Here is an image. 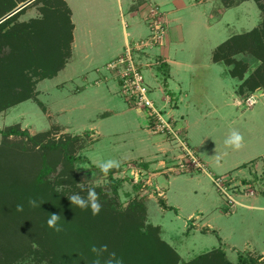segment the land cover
Returning a JSON list of instances; mask_svg holds the SVG:
<instances>
[{
  "label": "rangeland",
  "instance_id": "1",
  "mask_svg": "<svg viewBox=\"0 0 264 264\" xmlns=\"http://www.w3.org/2000/svg\"><path fill=\"white\" fill-rule=\"evenodd\" d=\"M23 1L0 0V20ZM57 1L33 2L13 21L0 24L1 91L17 99L30 92L34 97L0 112V185L33 182L48 155L55 167L51 179L64 181L60 191L86 196L81 186L95 187L100 199L113 198L117 209L143 204L146 224L159 228L160 239L172 249L164 256L173 260L172 252L177 254V264H191L219 249L233 264L242 253L264 257V88L252 94L258 102L251 108L243 105L247 99L240 93L262 61L239 53L241 45L231 50L233 66L214 61L217 49L229 40L263 28L264 0H66L74 14L79 48L64 70L69 48L59 50L63 38L59 44L52 38L58 23L55 27L42 23L48 33L43 40L37 30L31 40L25 35L26 28L29 35L35 25L40 29L36 20L50 4L62 12ZM159 22L167 33L164 46H146L136 57L156 108L175 125L177 137L155 133L154 119L125 100L115 73L107 69L110 60L125 52L126 38L132 46L147 42ZM9 26L13 40L3 34ZM140 26L143 37L138 36ZM62 27L65 36L68 28ZM21 34L24 37L16 43ZM85 40L94 44L91 54L100 57L90 64L83 55ZM42 51L36 60L35 52ZM169 55L178 64L168 65ZM45 60L59 64L56 78L40 80L43 71L35 72L36 63ZM11 127L27 131L39 144L28 138H4L1 131ZM232 130L244 137L238 151L224 144ZM51 143L68 152L44 148ZM185 149L202 169H196ZM66 152L80 160L73 168ZM107 159L120 161L113 169L114 180L122 181L117 191L109 173L105 176L96 167V162ZM213 178L230 180L234 197L245 205L228 207ZM160 199L174 210L163 209ZM11 207L0 192V220L7 227L0 228V258L6 248L19 251L12 256L23 254L11 264H49L36 251V226L10 220ZM203 228L208 233H202ZM197 264L222 261L214 255Z\"/></svg>",
  "mask_w": 264,
  "mask_h": 264
},
{
  "label": "trees",
  "instance_id": "2",
  "mask_svg": "<svg viewBox=\"0 0 264 264\" xmlns=\"http://www.w3.org/2000/svg\"><path fill=\"white\" fill-rule=\"evenodd\" d=\"M26 1L28 0H25L22 3H25ZM38 1L40 0H37L36 2ZM57 2L62 5L59 6L62 8V12H59L58 8L56 9V12L55 10H52V5L50 4L48 6L49 10L43 14V18L38 21L36 20V22L40 23V29L38 28V25H35V28H32V31L34 29L32 35H29V29L26 28L25 35L28 41L31 40V38H34L38 31L41 35V40H43L42 35L47 33V29L43 30L44 28L42 23L48 21L51 24V27H55L54 24L58 23L59 28L55 27V30L52 28L54 30H52L54 32L52 34V38L55 40L54 43L56 44H59V40L63 38L62 45H58L59 50L63 51L67 46H69L72 40V12L64 0H59ZM27 8L6 20L1 25H4L9 21H13V19L18 17ZM63 9H65V11H63ZM59 20H61V23H64L61 24ZM11 25L12 24H10V26ZM63 25L66 29L68 28L69 32L65 36L61 35ZM10 26L3 34L6 38L12 39L8 36L12 33ZM263 34L264 26L260 30L256 29L248 34L235 36V38L229 40L227 43L218 48L214 54L215 63H222L223 60L227 66L231 67L234 63V60L232 59L234 53L231 50L234 49V46L241 45V51L238 50L239 53H251L258 60L262 61V65L257 69L255 75L248 80L249 82L244 84L246 86L241 88V96L246 99L251 97V95L259 89L264 88ZM23 37V34L19 35L16 43L20 42ZM1 42L0 37V47ZM63 45L64 48L61 49V46L63 47ZM43 51L37 53L35 52L36 60H39L38 58ZM51 57H48L47 59H51ZM14 60L15 59H13V61ZM49 63L50 60H48V62L45 60L40 63H36L34 66L36 67V73L38 72L37 69H41L43 71L40 80L53 79L57 76L58 71L61 69L57 62H53L52 65H49ZM2 64L3 66L7 65L6 62ZM233 72L231 71L232 75L235 74ZM21 73L23 74L24 72L21 70ZM1 89L0 85V112L8 110L21 102L27 101L28 99L34 98L33 93L30 92L29 95L26 94L24 97L17 99V96L11 97L3 94ZM29 89L30 91L32 90L31 87L26 90ZM245 89L248 90L247 93H245ZM1 133L6 139L13 136L28 138L33 143L39 144L36 138L32 137L27 131L20 130L18 127H11L7 130L1 131ZM44 148L57 151H61L62 148L66 149L65 146L55 143L46 144ZM66 151L68 152L67 149ZM67 152L65 153V157L70 161V168H73L74 164L80 160L78 158H74ZM50 163L51 161H49L47 155V157L43 159L37 178L29 184L5 183L0 185V192L10 199L12 205L10 211L7 213V217H9L10 220L16 218V221L20 224L25 222L23 224H26V226L33 224L36 226L37 235L34 237L35 239L33 242L35 247H37L36 251L42 257L43 262L47 261L49 264H93L97 257L90 249L93 245L100 246L103 244H107L109 251H114L117 257L122 259L123 264H177L179 262V256L173 252V260H169L164 256L167 249L170 251H172V249L160 239L159 228L146 224V207L143 204L135 202L126 209H117L113 198L110 199L109 197H103L100 199V202L103 205L102 211L99 215L93 216L90 210H81L78 207L71 205L68 200L70 192L68 190H59L61 183L64 181H62L61 178H59L60 181L58 182H54L51 179V175L55 167L51 166ZM115 172V170L110 171L109 178L113 182L114 189L117 191L121 187L122 181L114 180L113 173ZM69 175L71 174H68V176ZM73 176H76V174L73 173L70 177L72 178ZM137 189H140V186ZM29 198L36 199L40 204V207H29ZM159 203L165 210H174L169 207L163 199H160ZM19 204L24 206L23 212L17 211V205ZM51 213L60 214L61 219L59 223L63 226L64 231L57 233L47 226L46 221ZM4 220L6 219L4 218ZM4 226L6 227L4 221L0 220V228H4ZM4 230L6 231L5 228ZM202 233L206 234L208 233V230L203 229ZM27 249L28 245H26L24 249L25 252ZM4 250L5 252L3 257L0 258V264H6L9 260L8 264H11V260H16L23 255H18L19 251L16 250L6 248ZM12 252H16L18 254L12 256ZM214 255L220 258L222 264H233L226 258V253L222 251V249L201 255L191 264H197L198 262L207 260ZM107 258L108 256L106 253L104 257L100 258L101 264H104V261ZM238 264H264V261L261 258L252 257L249 253H242L238 256Z\"/></svg>",
  "mask_w": 264,
  "mask_h": 264
},
{
  "label": "built area",
  "instance_id": "3",
  "mask_svg": "<svg viewBox=\"0 0 264 264\" xmlns=\"http://www.w3.org/2000/svg\"><path fill=\"white\" fill-rule=\"evenodd\" d=\"M151 29L152 34L147 42H140L135 46L128 44L125 54L108 64L107 69L115 73L121 94L125 100L138 109L145 110L150 117L154 119L155 128L153 131L155 133L177 137L175 125L171 123L170 120L166 119L163 113L156 108L155 102L151 98V91L146 84L142 66L136 57L137 52L144 50L146 46H151L153 48L155 46H164L167 33L161 23H155ZM257 102L258 98L252 95L243 102V105H247L251 108L255 106ZM185 150L188 152L189 157L192 158L196 169H202L201 163H198L193 153L188 149ZM213 183L225 198L228 207L233 208L241 204L236 200L231 191L232 186L230 185V180L225 181L220 178H213ZM251 195L253 194L250 193L249 196Z\"/></svg>",
  "mask_w": 264,
  "mask_h": 264
},
{
  "label": "clouds",
  "instance_id": "4",
  "mask_svg": "<svg viewBox=\"0 0 264 264\" xmlns=\"http://www.w3.org/2000/svg\"><path fill=\"white\" fill-rule=\"evenodd\" d=\"M224 144L226 147L238 151L244 146V137L238 130H232L229 136L225 139ZM217 159H219V157H217ZM96 167L99 168L103 175L107 176L111 170L120 167V161L114 159L102 160L96 162ZM81 189L82 191H86L87 195L82 196L79 193H74L68 196L71 205H74L81 210H90L93 216L99 215L102 211L103 205L100 202V195L97 193L95 187L84 189L83 186H81ZM28 205L31 208L40 207L38 201L32 198H29ZM17 211L23 212L24 206L22 204L17 205ZM60 219V214L51 213L46 221L47 226L57 233L64 231L63 226L59 223ZM90 250L97 257L93 264H101L100 258L104 257L106 253L108 258L104 261V264H123L122 259L118 258L114 251H109L107 244L100 246L93 245Z\"/></svg>",
  "mask_w": 264,
  "mask_h": 264
},
{
  "label": "crops",
  "instance_id": "5",
  "mask_svg": "<svg viewBox=\"0 0 264 264\" xmlns=\"http://www.w3.org/2000/svg\"><path fill=\"white\" fill-rule=\"evenodd\" d=\"M64 2L67 4V6L69 7V9H70L71 12H72V14H71V23H72V25H73V31H72V34H71V36H72V40H71V43H70L69 46H68L69 49L67 50V55H66V57H65L64 63L62 64V66H63V69H62V70L66 69L67 65L70 64V62L72 61V59H73V57H74V55H75V53H76V50L79 48V46H77V45H78V39H76V30H77V27H76V24H75L74 21H73V16H74V14H73L72 8L68 5L67 1L64 0ZM20 4H21V3H20ZM164 5H167V4L164 3ZM148 27H149V26H148ZM142 28H143V26H140V29H137L138 36H139V37H143V36H145L144 28H143V29H142ZM90 34H91V32H87L88 39L91 37ZM127 37H128V35H127ZM128 44H130V41H129V39L126 38V44H125V47H124V49H125L124 51H126V47H127ZM93 47H94V44H93L90 40H85V41L82 43V49H83V53H84V54H83V55H84V59H85V61H86L88 64L93 63L94 61L100 59L99 56H96V55H94V54H91V51H90L89 49H90V48H93ZM115 51H116V50H115ZM115 51H114V52H115ZM114 52H111V53H114ZM124 54H125V52H124L122 55H118V56L114 57L112 60H110V62H112V61H114V60L120 58V57L123 56ZM167 63H168V65H170V66H174V65L178 64L177 62L171 60L170 55H169V57H168V59H167ZM107 64H108V63H107ZM97 70H99V69H96V71H97ZM97 73H98V71H97ZM54 78H56V77H54ZM54 78H53V79H54ZM46 80H51V79H46ZM98 82H100V83H103V82H104V83H108V81H106L105 79H104L103 82H102V81H98ZM97 84H98V83H97ZM166 98H167L169 101L172 100L171 97H169V96H166ZM165 102H167V100H166ZM231 181H232V180H231ZM243 203H244V202H243ZM243 203H241L240 205H241V206H244L245 204H243ZM240 205H239V206H240ZM199 229L201 230L202 228L199 227ZM203 229H205V228H203ZM260 258L264 261V257H263V256L260 257Z\"/></svg>",
  "mask_w": 264,
  "mask_h": 264
},
{
  "label": "water",
  "instance_id": "6",
  "mask_svg": "<svg viewBox=\"0 0 264 264\" xmlns=\"http://www.w3.org/2000/svg\"><path fill=\"white\" fill-rule=\"evenodd\" d=\"M35 1L36 0H29V1H27L26 3H24L23 5H21L17 9H15L12 13L8 14L5 18L1 19L0 20V24H2L3 22H5L6 20L10 19L11 17H13L14 15H16L17 13H19L23 9L27 8L29 5H31Z\"/></svg>",
  "mask_w": 264,
  "mask_h": 264
}]
</instances>
